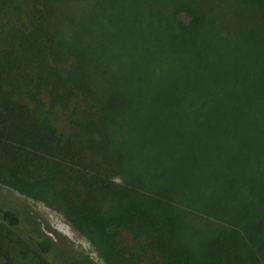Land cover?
Returning <instances> with one entry per match:
<instances>
[{
    "label": "trees",
    "instance_id": "trees-1",
    "mask_svg": "<svg viewBox=\"0 0 264 264\" xmlns=\"http://www.w3.org/2000/svg\"><path fill=\"white\" fill-rule=\"evenodd\" d=\"M0 181L106 264H264V0H0ZM0 264L96 263L0 192Z\"/></svg>",
    "mask_w": 264,
    "mask_h": 264
},
{
    "label": "rangeland",
    "instance_id": "rangeland-1",
    "mask_svg": "<svg viewBox=\"0 0 264 264\" xmlns=\"http://www.w3.org/2000/svg\"><path fill=\"white\" fill-rule=\"evenodd\" d=\"M193 14L191 9H180L177 17L182 21H187ZM145 76V95L144 103L151 100L154 96L165 97V95H181L184 88H190L189 82L182 80L183 75H144ZM177 79L176 87H172L173 80ZM183 111L188 122L195 121V105L183 104ZM0 192L10 196L20 209L28 210L33 216L41 229L51 239L57 242H65L75 253H80L89 257L96 264H106L90 242L77 232L68 222L65 215L58 209L47 205L46 203L27 197L17 190L5 185L0 181Z\"/></svg>",
    "mask_w": 264,
    "mask_h": 264
}]
</instances>
